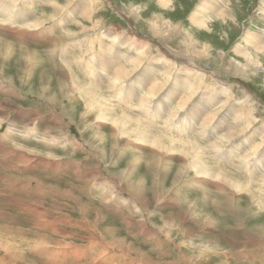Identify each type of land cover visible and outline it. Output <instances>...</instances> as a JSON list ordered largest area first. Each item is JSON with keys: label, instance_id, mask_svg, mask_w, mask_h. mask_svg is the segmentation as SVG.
I'll list each match as a JSON object with an SVG mask.
<instances>
[{"label": "rangeland", "instance_id": "1", "mask_svg": "<svg viewBox=\"0 0 264 264\" xmlns=\"http://www.w3.org/2000/svg\"><path fill=\"white\" fill-rule=\"evenodd\" d=\"M0 264H264V0H0Z\"/></svg>", "mask_w": 264, "mask_h": 264}, {"label": "bare ground", "instance_id": "2", "mask_svg": "<svg viewBox=\"0 0 264 264\" xmlns=\"http://www.w3.org/2000/svg\"><path fill=\"white\" fill-rule=\"evenodd\" d=\"M211 6V5H210ZM203 8V7H202ZM209 9H212V6L211 7H209ZM201 10V9H200ZM128 72V71H127ZM117 74H118V72H117Z\"/></svg>", "mask_w": 264, "mask_h": 264}]
</instances>
